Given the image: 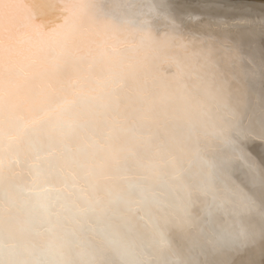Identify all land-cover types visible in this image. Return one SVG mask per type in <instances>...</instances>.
Returning <instances> with one entry per match:
<instances>
[{
	"label": "snow or ice",
	"instance_id": "6c2138e0",
	"mask_svg": "<svg viewBox=\"0 0 264 264\" xmlns=\"http://www.w3.org/2000/svg\"><path fill=\"white\" fill-rule=\"evenodd\" d=\"M220 24L173 0H0V264L264 261V43ZM48 176L67 194L35 191Z\"/></svg>",
	"mask_w": 264,
	"mask_h": 264
},
{
	"label": "bare ground",
	"instance_id": "6f19581e",
	"mask_svg": "<svg viewBox=\"0 0 264 264\" xmlns=\"http://www.w3.org/2000/svg\"><path fill=\"white\" fill-rule=\"evenodd\" d=\"M173 2L183 12L203 17L221 18V30L230 32L233 35L243 36L245 40L251 35L257 48L264 43V33H262V28H264V6L261 5V0H173ZM249 3L253 5L250 8L236 7V5ZM241 16L248 17V20L242 21L238 19ZM53 18L52 15L46 17L48 20ZM192 26L196 27L197 22H193ZM193 63L199 65L203 64V61L193 57ZM199 70L203 72L207 69L200 68ZM252 150L254 153L259 154L261 148L259 145H255ZM31 152L32 147L28 144H23L19 153L21 161L23 162L27 159L28 163H31ZM16 171L18 183L31 182L32 176L26 164ZM35 191L40 192L52 201L67 194L64 185L51 176H48L46 181L42 177ZM158 215V210L154 206H148L137 214L130 227L147 234L150 231V220ZM241 259H245V257H241ZM254 259L256 264H264L258 253L254 256Z\"/></svg>",
	"mask_w": 264,
	"mask_h": 264
}]
</instances>
